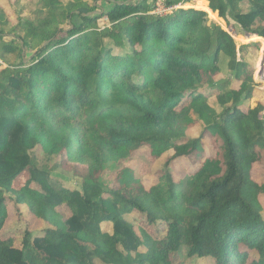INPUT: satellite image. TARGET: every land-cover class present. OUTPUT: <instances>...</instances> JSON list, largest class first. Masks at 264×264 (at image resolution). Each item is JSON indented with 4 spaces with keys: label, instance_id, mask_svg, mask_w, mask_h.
Returning a JSON list of instances; mask_svg holds the SVG:
<instances>
[{
    "label": "trees",
    "instance_id": "1",
    "mask_svg": "<svg viewBox=\"0 0 264 264\" xmlns=\"http://www.w3.org/2000/svg\"><path fill=\"white\" fill-rule=\"evenodd\" d=\"M207 1L148 15L144 0H114L101 15L81 14V24L104 15L123 22L130 52L113 53L95 32L72 25L20 55L24 68L0 79V232L10 204L50 225L19 247L0 236V264H172L183 248L214 264H245L248 252L239 244L257 253L249 264H264V113L262 105L244 107L253 95L258 41L256 75L264 76V0H248L250 10L235 14L244 32L258 35L234 33L253 40L238 49L226 30L206 24V11L225 19L243 0ZM220 54L237 87L220 92L221 113L189 137L185 127L197 120L188 113L205 117L211 90L201 85L211 83ZM46 143L76 171L81 188L36 165L31 150ZM170 150L164 167L184 164L183 180L149 169ZM129 160L134 164L125 165ZM60 205L68 207L67 219L56 211ZM131 212L145 217L141 235L124 218Z\"/></svg>",
    "mask_w": 264,
    "mask_h": 264
},
{
    "label": "rangeland",
    "instance_id": "2",
    "mask_svg": "<svg viewBox=\"0 0 264 264\" xmlns=\"http://www.w3.org/2000/svg\"><path fill=\"white\" fill-rule=\"evenodd\" d=\"M113 1L114 0H0V79L5 80V76L8 74L24 68L20 63V55L23 56L26 54L29 49H39L44 46L48 42L47 38L57 30H65L72 25L78 26L81 24V14L101 15L103 11L110 9L113 6ZM125 1L135 4L142 0ZM170 1L174 5L166 7L165 4L167 0H144V4L147 7L146 14L164 15L171 13L174 8H197L194 6V1H197L200 5L208 6L207 0ZM250 8L251 5L248 0L240 1L235 10L227 9L225 19L221 17L217 18L218 13L213 12L209 7V11L202 8L200 9L206 11V24L210 28L217 25L228 31V27L231 26L235 31L234 33L239 38L244 39V30L236 21L235 14L248 12ZM212 13H216V17H213V15H211ZM82 25L85 27V30L93 31L101 37L103 46L109 48L113 53H125L131 51L130 44L128 43L127 38L123 35L122 30L125 26L123 22H112L104 15L98 18L95 22L81 24V26ZM229 33L235 40L237 49L241 44L253 41L238 40L234 37L233 32L230 31ZM258 42L259 50H257L253 56V95L250 100L244 102V107H246L247 104L250 108L262 105L263 109L261 114H263L264 76L258 78L256 75L261 46V41ZM23 43L25 48H23ZM6 47H11L14 51H9ZM247 56L248 58L251 56L250 51ZM237 58H239L238 51ZM22 60L26 63L29 61V57H23ZM217 67V72L210 79L211 83L205 82L201 85L202 87L211 90L210 94L207 93L208 97L206 98V103L208 109L205 110V117L203 119H198L197 115L192 111L188 113L190 118L197 120L192 126L185 127L186 135L189 137H197L202 132L207 122V116L212 119L221 113L222 106L218 102V95L220 92L227 90L230 86L237 87V84L232 80L231 72L228 69L227 56L224 54L219 55ZM190 103L191 102L186 101L184 105L189 106ZM204 143L206 154H209L211 152L209 140L205 139ZM171 154V150L163 154L158 160L151 163L149 169L166 168L172 173L175 180H183L188 172L184 167V164L172 162L168 167H164L165 159ZM31 155L33 161L38 167L44 169L52 177L58 179L64 186L69 188H81V178L73 169H67L62 166L59 152L53 148L50 143L36 145L31 150ZM124 164L133 165L134 161L129 160ZM107 168L108 172L103 177V180L105 182H110L113 173L112 171L115 167L111 166ZM258 170L260 171V168L257 165H254L251 173L252 179L257 181H259V177L257 176ZM144 180L150 182L146 177H144ZM263 199L264 197L261 198L262 201ZM56 211L62 216V219H67L70 216V211L66 205L57 206ZM124 218L132 225L134 231L139 235H141L142 228H146L145 217L137 212L126 213ZM49 226L48 223L36 218L31 212H29L25 205L19 206L17 210L14 204H10L8 205V215L1 229L0 236L1 238L9 239L13 246L19 247L21 241H23V238H25L26 235L29 240H31L34 236L43 235L44 231ZM101 228L105 231L112 232V225L110 223L102 222ZM238 248L239 250H246L248 252V261H246L245 264H249L251 259H256L258 257L254 250H247L243 244H239ZM144 249L143 246L139 247V251H144ZM96 262L98 264H105L98 258L96 259ZM172 264H214V260L209 257L201 258L197 256H189L183 248L179 251Z\"/></svg>",
    "mask_w": 264,
    "mask_h": 264
},
{
    "label": "water",
    "instance_id": "3",
    "mask_svg": "<svg viewBox=\"0 0 264 264\" xmlns=\"http://www.w3.org/2000/svg\"><path fill=\"white\" fill-rule=\"evenodd\" d=\"M230 31L233 32V33L235 32L234 29H233V27H231V26L228 27V31H227V32L229 33ZM229 34H230V33H229ZM253 35L258 36L257 34H253V33L247 32V31L244 32V34H243V36H244L245 38H249V37H251V36H253Z\"/></svg>",
    "mask_w": 264,
    "mask_h": 264
}]
</instances>
